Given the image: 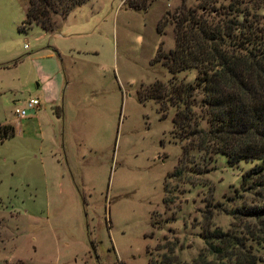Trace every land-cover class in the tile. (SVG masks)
I'll list each match as a JSON object with an SVG mask.
<instances>
[{
	"label": "rangeland",
	"instance_id": "rangeland-1",
	"mask_svg": "<svg viewBox=\"0 0 264 264\" xmlns=\"http://www.w3.org/2000/svg\"><path fill=\"white\" fill-rule=\"evenodd\" d=\"M214 1L216 13L203 15L216 19L231 5L264 15V0ZM197 4L152 0L133 10L125 0H87L49 34L20 29L25 0H0V124L14 131L0 141V264H146L165 241L189 263L199 251L211 258L202 229L239 239L264 264V218L239 213L264 203V188L244 177L261 161L228 164L196 149L182 159L174 107L136 95L167 86L156 50L173 47L174 10ZM195 74L173 79L192 84ZM29 98L38 105L16 120L13 108ZM200 98L197 90L189 108L205 130Z\"/></svg>",
	"mask_w": 264,
	"mask_h": 264
},
{
	"label": "trees",
	"instance_id": "trees-1",
	"mask_svg": "<svg viewBox=\"0 0 264 264\" xmlns=\"http://www.w3.org/2000/svg\"><path fill=\"white\" fill-rule=\"evenodd\" d=\"M86 0H25L22 29L30 24L43 31L55 29V16L63 18ZM152 0H125L128 8L145 10ZM196 7H177L171 17L173 47L156 50L154 59L170 74L167 86L153 82L136 92L138 100L150 98L158 110L174 107L170 118L171 134L181 141V158L190 149L202 154L218 153L228 164L238 159H257L261 164L249 169L244 177L264 188V15L259 19L234 6L216 13L214 0H197ZM196 9L199 10L196 13ZM236 16H239L237 18ZM260 20V22H258ZM18 58L10 61L14 64ZM194 68L192 84L175 82L173 74ZM201 93L198 103L205 115L207 128L198 129L189 106L193 93ZM178 103L182 105L177 108ZM56 114V113H55ZM60 116V114H56ZM12 133L9 125L0 126V141ZM242 216L261 221L264 203L240 207ZM264 226V225H263ZM199 236L204 250L189 263L179 261L172 253L173 243L165 241V252L146 264H255L256 258L239 239L218 229H202ZM158 247V246H157Z\"/></svg>",
	"mask_w": 264,
	"mask_h": 264
},
{
	"label": "built area",
	"instance_id": "built-area-1",
	"mask_svg": "<svg viewBox=\"0 0 264 264\" xmlns=\"http://www.w3.org/2000/svg\"><path fill=\"white\" fill-rule=\"evenodd\" d=\"M37 105L38 101L35 98H29L23 103L22 106L13 108L12 114L16 120L23 119L27 115V112L32 110Z\"/></svg>",
	"mask_w": 264,
	"mask_h": 264
},
{
	"label": "crops",
	"instance_id": "crops-1",
	"mask_svg": "<svg viewBox=\"0 0 264 264\" xmlns=\"http://www.w3.org/2000/svg\"><path fill=\"white\" fill-rule=\"evenodd\" d=\"M87 1V0H86ZM78 6H80V5H78ZM78 6H76V7H74L73 9H71L63 18H60L55 24V29L53 30V31H51V32H47V33H49V34H53V33H56L57 32V28L59 27V25H61V23L66 19V17H67V15L70 13V12H73V10H75ZM37 26V25H36ZM69 51H71V53L72 52H76L75 50L74 51H72L71 49L69 50ZM78 52V51H77ZM53 106H58V105H52L51 107H53ZM59 107V106H58ZM53 109V108H52ZM59 109H61L60 107H59ZM55 113V112H54ZM60 116H61V114H60ZM60 116H57L56 114H55V117L57 118V117H60ZM0 125H9L8 123H1ZM10 127H11V130H12V133H11V135L8 137V138H5V139H3V140H1V142H3L4 140H7V139H10V138H12V136H13V127L11 126V125H9ZM14 129H16V128H14ZM0 142V143H1Z\"/></svg>",
	"mask_w": 264,
	"mask_h": 264
}]
</instances>
